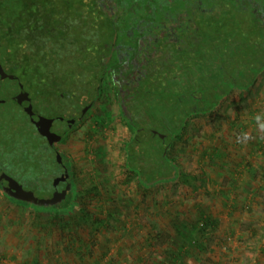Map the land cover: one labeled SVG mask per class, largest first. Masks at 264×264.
Wrapping results in <instances>:
<instances>
[{"label": "rangeland", "instance_id": "obj_1", "mask_svg": "<svg viewBox=\"0 0 264 264\" xmlns=\"http://www.w3.org/2000/svg\"><path fill=\"white\" fill-rule=\"evenodd\" d=\"M258 112H264V81L190 121L171 156L178 170L200 173L193 186L173 178L145 188L128 177L122 146L130 130L102 93L74 133L80 146L72 148L91 156L74 158L77 181L95 185L101 195L80 194L86 204L60 208L58 220L70 221L64 232L58 224L42 226L54 214L11 203L0 189L1 264L33 258L39 264H264V140L235 142L242 131L256 135ZM208 214L218 222L199 250L192 237ZM160 232H170L172 240L150 238ZM73 233L85 238L84 247Z\"/></svg>", "mask_w": 264, "mask_h": 264}, {"label": "flooded vegetation", "instance_id": "obj_2", "mask_svg": "<svg viewBox=\"0 0 264 264\" xmlns=\"http://www.w3.org/2000/svg\"><path fill=\"white\" fill-rule=\"evenodd\" d=\"M81 1L83 12L98 20L96 24L100 25L104 35V40L98 44L100 52L96 62L84 72V86L81 90H59L58 95L40 98L35 95L27 80H22L15 71L6 69L0 61L4 71L11 75L2 80L8 79L15 84L12 94L4 93V98L0 97V104L8 106L13 102L16 104L14 108L18 107L17 110L23 112L22 116L27 120L23 127L27 129L21 136L31 139L27 146L32 152L30 156L41 158V164L44 163L42 158H53L55 169L51 186L48 188L51 190L44 194L45 185L42 182L40 187L38 183L35 189L25 186L19 178L20 167L17 165H0V173L8 178L0 181V189L11 203L33 207L26 200H17L6 194L7 189L11 190L9 177L23 190L32 191L39 198L52 199L56 196L57 200L46 206L62 208L76 203L80 205V194H89L90 188L82 187L77 181L74 158L91 156L76 154L77 151L72 148L80 145L78 139L73 136L94 110L102 93L106 98L114 100L121 120L124 121L123 118L127 116L125 111L128 112L127 117L130 120H140L141 115L150 108L151 102L145 99L152 89L148 83L159 82L162 78H166L163 79L164 83L167 82V72H170L173 66L188 64V52L196 55L202 52L206 56L211 53L216 65H224L221 54L223 49L226 57H230L232 61L228 60L226 65L236 63L239 67H244L242 77V72L239 71V81H264V0ZM231 51H234V58ZM196 62L202 63L198 59ZM191 63L189 61V64ZM161 72H165L166 76H162ZM252 72H255L253 76ZM21 90L25 93V99L19 104L16 97ZM232 91L225 94L221 102L235 92L245 93L250 90L237 88ZM197 92V99L203 104V88L197 87ZM221 102L213 107L214 111ZM28 107H31L32 114L27 111ZM41 118L53 119L47 124V128L50 133L60 135V139L53 144L39 131L40 124L35 121ZM133 125L134 131L127 125L130 130L129 140L133 138L137 142L135 154L139 158L141 155L138 148L142 143L160 141L165 144L167 141V128L163 130L162 127L160 130V127L155 128L140 122ZM30 131H33V134H29ZM15 154L0 155V158H19L20 153ZM66 172L69 174L68 179L64 177ZM68 184H71L70 188ZM61 193H64V196H60Z\"/></svg>", "mask_w": 264, "mask_h": 264}, {"label": "trees", "instance_id": "obj_3", "mask_svg": "<svg viewBox=\"0 0 264 264\" xmlns=\"http://www.w3.org/2000/svg\"><path fill=\"white\" fill-rule=\"evenodd\" d=\"M83 10L81 0H0V61L6 69L15 71V74H19L18 77L27 80L36 96L46 99L51 95H58L59 90L72 92L83 88L84 72L96 62L100 52L98 44L104 40L100 25L96 24L98 20L94 16H87ZM230 53L234 58V51ZM221 54L224 65L232 62L230 57H226L225 49ZM212 57L211 53L206 56L202 52L197 55L188 52V64L173 66L167 72V82L164 83L163 79L166 78H162L159 82L148 83L152 89L144 96L151 102L150 110H146L140 120H130L128 112H124L127 116L123 119L131 131L135 130V122L160 127V130L162 127L163 130L167 128L165 144L160 141L142 143L138 148L140 158L135 154L138 146L133 138L123 143L122 149L127 157L124 165L130 173L128 177L136 178L141 187L157 184L163 178H167V181L179 179L182 185L193 186L199 180L200 173L177 169L176 159L171 156L177 141L184 139L192 119L212 114L213 107L221 102L225 94L237 88L251 90L254 86L252 81L238 80L239 73L242 72L240 77L244 74L243 66L239 67L236 63L216 65ZM197 59L202 63L197 64ZM189 61L192 63L189 64ZM164 73L161 72V75L166 76ZM254 74L252 72V76ZM14 85L13 81L0 79V97L4 98V93L12 94ZM197 87L203 88V104L197 99ZM15 106L13 102L8 106L0 104V155L15 156L19 152L20 156L0 158V165H17L20 167L19 178L25 186L35 189L42 182L45 185L43 193L46 194L51 190L48 188L55 175L53 158H42L44 163L41 164V158L30 156L32 152L27 146L31 139L21 136L27 129L23 127L27 120H24L23 112L17 110L18 107L14 108ZM122 110L124 111V107ZM29 134H33V131ZM151 180H155L154 183H149ZM89 194L101 195L95 185L90 188ZM82 203L87 202L83 200ZM60 207H34L36 211L54 214L44 218L42 226L58 224V229L68 231L66 229L70 227V221L58 220ZM81 210L84 212L85 209ZM35 216L41 217L38 213ZM105 220L108 218L99 221L104 223ZM217 222L218 218L209 214L204 216L192 237L197 249H204L208 245V238L212 235L209 226ZM95 230L98 231V228ZM73 235L75 242L78 241V247H84L85 238ZM150 238L164 244L172 240V234L153 233ZM29 264H39V261L33 258Z\"/></svg>", "mask_w": 264, "mask_h": 264}, {"label": "water", "instance_id": "obj_4", "mask_svg": "<svg viewBox=\"0 0 264 264\" xmlns=\"http://www.w3.org/2000/svg\"><path fill=\"white\" fill-rule=\"evenodd\" d=\"M0 77H1V79L11 77V75L7 74L4 71L1 64H0ZM24 99H25V93L21 90L18 93L16 100L18 101L19 104H22ZM27 111L30 114H32L31 107H28ZM52 121H53V119H50V118H41V119H38L37 121H35L37 124H40L38 126L39 131L49 139L50 144H53V142L58 141L60 139V135L50 133L48 128H47V124L52 122ZM41 123L43 124V126ZM64 177L66 179H68L69 174L66 172ZM3 178L8 179L7 176L5 177L3 174H1L0 181ZM160 180L161 181H165V180L167 181V178H163ZM152 183H154V182H152ZM9 185H10L11 190H8V189L6 190V194L8 196H10L14 199H17V200H26L28 203H30L31 205H33L36 208H39V207L42 208V206L44 207L46 205L53 204L57 200L56 196H54L52 199H43V198H39V197L35 196L32 191L23 190L21 188V186L11 177H9ZM68 185H69L68 187L70 188L71 184H68ZM60 196H64V193H61Z\"/></svg>", "mask_w": 264, "mask_h": 264}, {"label": "clouds", "instance_id": "obj_5", "mask_svg": "<svg viewBox=\"0 0 264 264\" xmlns=\"http://www.w3.org/2000/svg\"><path fill=\"white\" fill-rule=\"evenodd\" d=\"M255 120V133L254 136L251 132L248 131H242L236 136L235 142L237 144L246 145L253 139H260L264 140V112H258L254 116Z\"/></svg>", "mask_w": 264, "mask_h": 264}]
</instances>
